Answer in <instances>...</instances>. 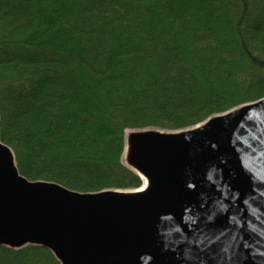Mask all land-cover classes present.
I'll use <instances>...</instances> for the list:
<instances>
[{
	"label": "trees",
	"instance_id": "trees-1",
	"mask_svg": "<svg viewBox=\"0 0 264 264\" xmlns=\"http://www.w3.org/2000/svg\"><path fill=\"white\" fill-rule=\"evenodd\" d=\"M264 98V0H0V140L19 174L133 191L127 131H179ZM0 264H58L0 247Z\"/></svg>",
	"mask_w": 264,
	"mask_h": 264
},
{
	"label": "water",
	"instance_id": "water-1",
	"mask_svg": "<svg viewBox=\"0 0 264 264\" xmlns=\"http://www.w3.org/2000/svg\"><path fill=\"white\" fill-rule=\"evenodd\" d=\"M136 191L29 181L0 140V247L58 264H264V98L175 132L125 134Z\"/></svg>",
	"mask_w": 264,
	"mask_h": 264
},
{
	"label": "rangeland",
	"instance_id": "rangeland-1",
	"mask_svg": "<svg viewBox=\"0 0 264 264\" xmlns=\"http://www.w3.org/2000/svg\"><path fill=\"white\" fill-rule=\"evenodd\" d=\"M189 129H191V128H189ZM187 130V129H186ZM179 131H183V130H179ZM130 132H133V131H127V132H125V134H127V133H130ZM161 132H163V131H161ZM164 132H175V131H164ZM125 136V135H124ZM122 157H123V154H122ZM122 162H123V164H124V161H123V159H122ZM126 167V166H125ZM143 184V183H142ZM141 188V187H140ZM133 191H136V190H133Z\"/></svg>",
	"mask_w": 264,
	"mask_h": 264
}]
</instances>
